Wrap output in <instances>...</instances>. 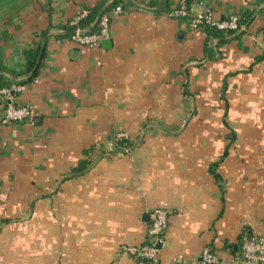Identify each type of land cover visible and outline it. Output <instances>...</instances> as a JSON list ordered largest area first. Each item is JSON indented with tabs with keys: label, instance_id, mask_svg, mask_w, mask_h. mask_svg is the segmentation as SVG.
Masks as SVG:
<instances>
[{
	"label": "crops",
	"instance_id": "crops-1",
	"mask_svg": "<svg viewBox=\"0 0 264 264\" xmlns=\"http://www.w3.org/2000/svg\"><path fill=\"white\" fill-rule=\"evenodd\" d=\"M99 1L30 0L2 26L7 77H25L24 48L44 51L15 92L33 121L0 122V264H146L120 246L146 241L156 207L169 212L159 264H202L206 247L230 264L244 228L264 235V0H189L215 19L252 12L219 45L161 0H132L109 44L61 35ZM91 146L93 164L67 177Z\"/></svg>",
	"mask_w": 264,
	"mask_h": 264
},
{
	"label": "built area",
	"instance_id": "built-area-1",
	"mask_svg": "<svg viewBox=\"0 0 264 264\" xmlns=\"http://www.w3.org/2000/svg\"><path fill=\"white\" fill-rule=\"evenodd\" d=\"M113 0H107V4ZM124 12L121 4L111 7L108 11L99 15L96 22L90 27H82L81 21L88 17L90 10L83 8L75 15L71 16L66 25L71 28L70 39L79 46L91 48L100 44L109 35V25L111 19ZM172 18L187 17L190 25L201 28L205 25L212 26L224 33L237 32L243 28L238 14H230L225 18L215 19L208 7L200 13L192 14L189 9V0H178L177 7L167 11ZM25 88L23 83H12L10 86H0L1 103V124H11L15 122H32L35 112L30 106L17 102L15 92H20ZM116 138L121 140L127 138L125 133L117 134ZM168 210L162 207L153 208L146 232V241L140 245H122L120 251L127 252L131 256L143 260L146 264H159L160 249L163 244V233L167 225ZM217 254L206 247L202 251V264H216ZM264 263V235L250 233L241 238L240 250L232 259L230 264H262ZM170 264H187L181 258H173Z\"/></svg>",
	"mask_w": 264,
	"mask_h": 264
},
{
	"label": "trees",
	"instance_id": "trees-1",
	"mask_svg": "<svg viewBox=\"0 0 264 264\" xmlns=\"http://www.w3.org/2000/svg\"><path fill=\"white\" fill-rule=\"evenodd\" d=\"M30 0H0V38L1 37H7L6 31L2 29L3 25L8 24L10 21H13L15 17H17L20 13V11L25 7V5L28 4ZM107 0H100L97 4H95L92 7H89L90 13L88 17L83 19L81 21L82 26L88 25L89 22H91L95 16H97L98 13H103L108 11L111 7L121 4L122 8L124 10L128 8H134L135 4L132 0H113L107 5H104ZM158 3V0H149L147 5L153 6ZM177 3L172 6L171 2L169 0H161V8L158 10L159 12H167L171 10L172 8H176ZM240 23L246 27L250 24L253 14L252 12H243L241 14H238ZM227 17V16H225ZM224 17V18H225ZM177 19L186 20L188 24H190V21L187 17H180ZM61 27L63 28V33L61 35H69L71 33V28L68 27L66 24H62ZM202 30L206 32L207 37H217L219 45L220 43H223L227 40V38L224 35V31L219 30L217 28H214L209 25H205L201 27ZM4 33V34H3ZM243 33V29H240L237 35H240ZM210 39V38H209ZM208 49V47H206ZM43 49L41 45V41L35 42L32 45L24 48L23 50V56H24V62H23V68L16 72V75H25V77L22 80L16 81L13 78L7 77L5 74L2 73V67L0 65V86H10L12 83H25L33 80L40 69L42 58H43ZM225 86V85H224ZM127 138H123L121 140H118V143L121 144L126 141ZM127 145H131V142L128 141ZM94 149L93 146L90 148L84 150V157L79 159L77 164L72 167L71 174L67 177L80 175L88 170V168L93 164V159L90 158L89 153ZM227 151V150H226ZM252 233L249 228H244L239 236L238 240V247L240 250V244H241V238L245 234Z\"/></svg>",
	"mask_w": 264,
	"mask_h": 264
},
{
	"label": "water",
	"instance_id": "water-1",
	"mask_svg": "<svg viewBox=\"0 0 264 264\" xmlns=\"http://www.w3.org/2000/svg\"><path fill=\"white\" fill-rule=\"evenodd\" d=\"M107 3H108V2L106 1L104 5H107ZM99 15H100V13L97 14V16H96L94 22H96V21L98 20ZM101 43H102V44H109V43H110V39H108V38L103 39V40L101 41Z\"/></svg>",
	"mask_w": 264,
	"mask_h": 264
}]
</instances>
